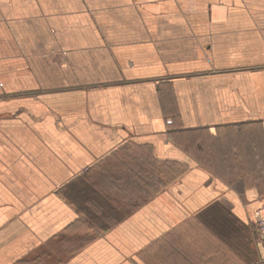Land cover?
Returning <instances> with one entry per match:
<instances>
[{"label": "crops", "instance_id": "crops-1", "mask_svg": "<svg viewBox=\"0 0 264 264\" xmlns=\"http://www.w3.org/2000/svg\"><path fill=\"white\" fill-rule=\"evenodd\" d=\"M258 130L264 0H0V264H264Z\"/></svg>", "mask_w": 264, "mask_h": 264}, {"label": "rangeland", "instance_id": "rangeland-1", "mask_svg": "<svg viewBox=\"0 0 264 264\" xmlns=\"http://www.w3.org/2000/svg\"><path fill=\"white\" fill-rule=\"evenodd\" d=\"M246 133L249 136L253 137L255 140L257 139V141H259L258 143H260L262 140L264 141V133L261 130L252 131V132L251 131H248ZM189 136L192 138V140H197V139L201 140L200 139V137H201L200 134H193V135H189ZM194 142H196V141H194ZM189 143H190V145L193 144L192 142H189ZM187 145H189V144H187ZM189 151L194 155V157L196 159L199 160V163H200L201 162V154H199L196 151H194L193 147H190L189 148ZM258 158L261 159L260 156H258ZM221 165L226 166L227 164H221ZM252 165L258 167L259 170H262V169L264 170V163L263 162L258 161V163H254ZM177 170L178 169L175 168V167H173V166L170 167V172L171 173H169L168 175H169V177L171 179H173V180L176 179V178L179 179L178 178V175L176 176V174H178L177 173ZM186 170H188V168L185 169L184 171H186ZM184 171H182V172H184ZM217 173H223V171H218ZM226 173L228 174V172H226ZM249 180L250 181H244V180H242V182H244V183L245 182L253 183L255 181V180H252V179H249ZM228 181L238 182L237 179H235V180H228ZM173 182H175V181H173ZM237 186H240V185H237ZM79 198H80V196H79ZM140 198H141V200L142 199L143 200H146L148 198V196L147 195L140 196ZM77 203H78V201H77ZM78 204L80 205V203H78ZM86 212H87V213H85L86 221H88L90 223V209H89V207H86ZM225 214H226V212H225ZM225 214L223 212L221 213V215H225ZM226 218H228V217H226ZM86 221L81 220L80 222H78L77 224H75L74 226H72L70 228L71 229L70 231H66V233H63L61 239H56L54 241V243H53L54 250L55 251H60V256H62L64 258H67L70 255V253H69L70 251H77V250H79L81 247L87 245V243H89L88 242L89 240L91 241V240L95 239V237L98 236L99 234H102L101 228L98 229L94 224L92 225L93 226V228H92L89 225V223L88 224L86 223ZM70 237H73L74 240L72 241L70 239ZM63 239L65 241L64 243H63ZM70 240H71V242H70ZM257 240H259V238H257ZM57 258L58 257L51 258L52 259L51 260L52 264H56ZM59 263L60 264H63V260L60 259V262Z\"/></svg>", "mask_w": 264, "mask_h": 264}, {"label": "trees", "instance_id": "trees-1", "mask_svg": "<svg viewBox=\"0 0 264 264\" xmlns=\"http://www.w3.org/2000/svg\"><path fill=\"white\" fill-rule=\"evenodd\" d=\"M177 166H178V174H176V176L178 175V178H180L183 174H184V170L185 169H182V168H179V167H181L182 165L181 164H177ZM182 171H184V172H182ZM145 172H146V174H150V175H152L153 176V178L151 179L152 180V182H153V185H150L149 184V182L147 181V178L145 179V180H142V181H144V183L147 185V186H150V187H152V188H156V190L158 189V187L159 186H161V187H165V186H167L169 183H171L172 181H174L173 179H171L170 177H169V173H171L170 172V170H167V171H162L161 172V176L162 177H159L158 176V174H157V172H156V174L155 173H153L154 172V170H152L151 168H149V166L147 165L146 166V168H145ZM153 174H155V175H153ZM160 178V179H159ZM177 179V178H176Z\"/></svg>", "mask_w": 264, "mask_h": 264}, {"label": "built area", "instance_id": "built-area-1", "mask_svg": "<svg viewBox=\"0 0 264 264\" xmlns=\"http://www.w3.org/2000/svg\"><path fill=\"white\" fill-rule=\"evenodd\" d=\"M255 227L259 241L264 245V214L259 212L255 219Z\"/></svg>", "mask_w": 264, "mask_h": 264}]
</instances>
